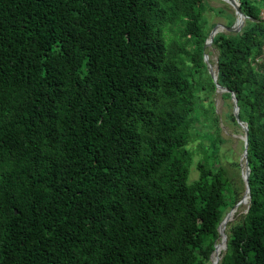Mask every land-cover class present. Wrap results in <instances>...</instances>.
Listing matches in <instances>:
<instances>
[{
	"label": "trees",
	"instance_id": "trees-1",
	"mask_svg": "<svg viewBox=\"0 0 264 264\" xmlns=\"http://www.w3.org/2000/svg\"><path fill=\"white\" fill-rule=\"evenodd\" d=\"M238 1L212 45L251 198L219 264H264V0ZM207 9L236 20L207 0H0V264L212 263L242 190L212 133L190 180L195 124L219 126Z\"/></svg>",
	"mask_w": 264,
	"mask_h": 264
},
{
	"label": "rangeland",
	"instance_id": "rangeland-1",
	"mask_svg": "<svg viewBox=\"0 0 264 264\" xmlns=\"http://www.w3.org/2000/svg\"><path fill=\"white\" fill-rule=\"evenodd\" d=\"M207 2L210 6L228 8L229 11L234 10L233 6L225 0H207ZM205 17L208 21L205 24L206 30L210 28L212 23L226 24V19L224 17L214 14V12L210 9L205 11ZM206 52L209 55L210 62L213 64L214 68H216V59L218 55L217 49L212 45L207 47ZM201 80L205 85L206 83L210 82L208 76L205 74H202ZM223 93L224 91H217L216 89L211 93L208 90H205V95L203 92L201 93L202 97L205 96V99L201 101V104H203L205 108L209 110L214 108V114L219 116V126L217 127V125H209L211 122L205 124L206 121H204V123L199 121L195 124V129H198L200 134H198V136L194 134V139L190 144L192 150L194 151V162L191 167L190 180H194L198 177L196 163L199 160H204L206 157L207 152L203 150V144L205 145V149H208V155H212V151H210L213 150L212 146L210 147L211 141L208 139V136H206L212 133L216 135L215 137L217 139H221V141L218 142V162L227 170L230 177L233 178L231 187H240L242 190L241 197H243L245 193V183H243L245 130L239 124L236 118L232 117V114H234L233 100L223 96ZM201 118L202 120L204 119L203 116ZM234 194L235 192L227 193L228 201L230 203ZM247 202V200L243 201L237 207V211H235L236 213L233 219L230 221L239 219V217H241L246 212Z\"/></svg>",
	"mask_w": 264,
	"mask_h": 264
},
{
	"label": "water",
	"instance_id": "water-1",
	"mask_svg": "<svg viewBox=\"0 0 264 264\" xmlns=\"http://www.w3.org/2000/svg\"><path fill=\"white\" fill-rule=\"evenodd\" d=\"M226 2H228L230 5L233 6L234 10H235V15H236V20L234 22L233 25L229 26L227 24L224 23H216L215 26L212 28V30L209 33V36L207 38V40L204 43V50L207 49V47L212 46L214 37L217 33L219 32H231V31H239L242 26L245 23V19L247 18L246 14L241 10L240 8V2L238 0H225ZM204 62L207 65V68L209 70V73L212 76V79L216 85V90L217 91H229L228 88L222 86L221 84H219L218 82V57L216 59V68H214L213 64L210 62L209 60V55L208 53L205 51L204 52V56H203ZM231 99L233 100V104H234V115L236 120L239 122V124L244 128L245 130V152H244V167H243V180L245 183V193L243 195V197L234 205V207L229 210L226 215L224 216L222 222L220 223L218 230L220 233V236H224L225 241H226V245L224 247V249H227V235L225 233H223L222 230V225L229 222L230 220H232L231 217V213L237 209V207L243 202V200L245 199L246 196H248V202H247V210L250 207V198H251V194H250V184H249V174H250V167H249V162H248V125L246 122H244L240 116H239V111H240V107L238 105V99L235 95L234 92H231ZM246 210V211H247ZM218 247V244H216L214 252L216 251ZM214 252L211 254V264H219L220 259L222 258L219 257L217 259H214Z\"/></svg>",
	"mask_w": 264,
	"mask_h": 264
},
{
	"label": "bare ground",
	"instance_id": "bare-ground-1",
	"mask_svg": "<svg viewBox=\"0 0 264 264\" xmlns=\"http://www.w3.org/2000/svg\"><path fill=\"white\" fill-rule=\"evenodd\" d=\"M246 200H247V201L249 200V199H248V196H246L245 199H244L243 201H246ZM235 211H237V210H234V211L231 213V217H232V219H233V217H234V215H235V213H236ZM227 223H228V222H227ZM227 223H225V224L222 225V230H223V233H225V234H226L225 228H226ZM226 235H227V234H226ZM225 245H226V241H225L224 236H222V237H221V242H220V244L218 245L216 251L214 252V259H217V258L221 257L222 253L225 251V249H224Z\"/></svg>",
	"mask_w": 264,
	"mask_h": 264
}]
</instances>
